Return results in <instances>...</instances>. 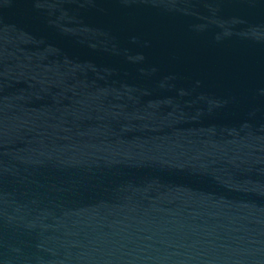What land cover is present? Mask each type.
Returning <instances> with one entry per match:
<instances>
[{"label": "water", "instance_id": "water-1", "mask_svg": "<svg viewBox=\"0 0 264 264\" xmlns=\"http://www.w3.org/2000/svg\"><path fill=\"white\" fill-rule=\"evenodd\" d=\"M0 264H264V0H0Z\"/></svg>", "mask_w": 264, "mask_h": 264}]
</instances>
